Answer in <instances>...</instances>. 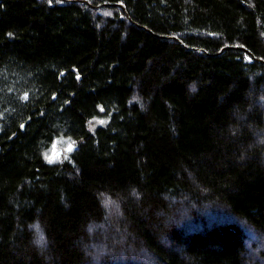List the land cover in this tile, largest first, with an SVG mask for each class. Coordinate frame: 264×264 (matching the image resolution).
I'll return each mask as SVG.
<instances>
[{
  "label": "trees",
  "instance_id": "1",
  "mask_svg": "<svg viewBox=\"0 0 264 264\" xmlns=\"http://www.w3.org/2000/svg\"><path fill=\"white\" fill-rule=\"evenodd\" d=\"M86 1L0 0V264H264V0Z\"/></svg>",
  "mask_w": 264,
  "mask_h": 264
},
{
  "label": "water",
  "instance_id": "2",
  "mask_svg": "<svg viewBox=\"0 0 264 264\" xmlns=\"http://www.w3.org/2000/svg\"><path fill=\"white\" fill-rule=\"evenodd\" d=\"M73 1H75V2H79V1L87 2L86 0H73ZM105 5H108V6H117L118 4H105ZM100 6H101V5H98V6H92V7H94V8H99ZM147 30H148V29H147ZM148 31H149L150 33H152L150 30H148ZM157 36H158V35H157ZM158 37L167 38V37H164V36H158ZM170 38H172V37H170ZM173 39L179 41V38H177V37H173ZM230 49L244 50V51H246V52L251 53L248 49L243 48V47H226V48H224L222 51H226V50H230ZM222 51H221V52H222ZM219 53H220V52H219ZM251 54H252V53H251ZM252 55H253V54H252ZM253 57H254V60H256V61H258V62L264 64V60H261V59L255 57L254 55H253ZM62 152H63V150H62V151L60 150V151L56 152V153L54 154V156H55V157H56V156H59V155L62 154Z\"/></svg>",
  "mask_w": 264,
  "mask_h": 264
},
{
  "label": "rangeland",
  "instance_id": "3",
  "mask_svg": "<svg viewBox=\"0 0 264 264\" xmlns=\"http://www.w3.org/2000/svg\"><path fill=\"white\" fill-rule=\"evenodd\" d=\"M67 147V146H66ZM66 147H59V146H57V147H54L53 148V150L51 151V153L49 154V158L51 157V160H53L54 159V161L57 159V158H59V157H62L63 156V153H64V151L66 150V149H63V148H66ZM69 147V146H68ZM62 151V150H64L63 152H62V154L61 155H59V156H54V154L56 153V151L58 152V151ZM54 151V152H53ZM51 155V156H50ZM186 227H191V226H187L186 225ZM147 258V257H146ZM148 263V262H147ZM148 264H150V263H148Z\"/></svg>",
  "mask_w": 264,
  "mask_h": 264
},
{
  "label": "clouds",
  "instance_id": "4",
  "mask_svg": "<svg viewBox=\"0 0 264 264\" xmlns=\"http://www.w3.org/2000/svg\"><path fill=\"white\" fill-rule=\"evenodd\" d=\"M33 227L37 228L39 230V224L33 225ZM34 244L36 245L37 248L40 247V241L39 240H34Z\"/></svg>",
  "mask_w": 264,
  "mask_h": 264
},
{
  "label": "bare ground",
  "instance_id": "5",
  "mask_svg": "<svg viewBox=\"0 0 264 264\" xmlns=\"http://www.w3.org/2000/svg\"><path fill=\"white\" fill-rule=\"evenodd\" d=\"M73 1V0H72ZM68 2V1H67ZM111 4V3H110ZM91 6V5H90ZM249 53V52H248ZM62 142V141H61ZM66 143V142H65ZM62 144V143H61ZM67 144V143H66ZM65 144V145H66ZM63 145V144H62ZM67 151V150H66ZM45 152V151H44ZM54 152V151H53ZM57 152V151H56ZM48 153H51L50 151ZM43 154V153H42ZM52 154V153H51ZM44 157V154L42 155ZM51 156V155H50ZM48 157V156H47ZM51 158V157H50ZM62 159V158H61Z\"/></svg>",
  "mask_w": 264,
  "mask_h": 264
},
{
  "label": "snow or ice",
  "instance_id": "6",
  "mask_svg": "<svg viewBox=\"0 0 264 264\" xmlns=\"http://www.w3.org/2000/svg\"><path fill=\"white\" fill-rule=\"evenodd\" d=\"M49 162H52L51 158H49Z\"/></svg>",
  "mask_w": 264,
  "mask_h": 264
}]
</instances>
